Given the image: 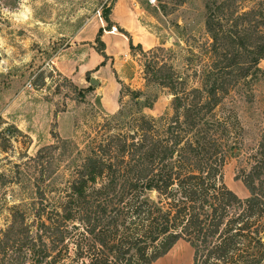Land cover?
<instances>
[{
	"label": "trees",
	"instance_id": "1",
	"mask_svg": "<svg viewBox=\"0 0 264 264\" xmlns=\"http://www.w3.org/2000/svg\"><path fill=\"white\" fill-rule=\"evenodd\" d=\"M103 18L113 25L105 12ZM227 18L229 27L206 16L210 40L199 41L186 57L193 63L190 83L157 60L163 49L156 46L144 78L171 94L168 115L145 114L142 106L151 100L139 102L143 92L127 88L128 101L118 98L78 151L58 200L42 204L38 190L36 231L21 237L34 261L150 264L182 238L191 246V264H264V115L246 146L243 126L225 102L259 70L264 42L247 47L240 25L264 24V0ZM118 29L130 51H141ZM96 50L105 56L102 47ZM229 151L242 156L233 177L246 188L244 197L223 182Z\"/></svg>",
	"mask_w": 264,
	"mask_h": 264
},
{
	"label": "rangeland",
	"instance_id": "2",
	"mask_svg": "<svg viewBox=\"0 0 264 264\" xmlns=\"http://www.w3.org/2000/svg\"><path fill=\"white\" fill-rule=\"evenodd\" d=\"M254 2L0 0V264H43L34 261L21 239L36 231L38 190L42 204L58 200L59 189L79 162L78 151L107 110L105 104L115 102L112 112L118 98L119 103L128 101L127 88L140 89L138 101L151 100L142 112L155 117L170 113L166 87L144 78L147 63L156 59V46L163 49L157 50V60L181 71L190 83L193 63L186 57H192L188 50L199 41L210 40L204 23L208 13L229 27V13ZM103 12L115 26H106ZM121 14L129 16L130 25L121 21ZM119 26L134 44L140 43L141 51H130ZM256 26L251 21L240 25L243 43L253 49L264 42V24ZM257 66L239 84L241 92L235 89L225 98L243 126L246 146L253 143L264 115V56ZM91 77L96 82L90 84ZM238 158L239 153L227 152L223 182L244 197L246 188L233 177ZM191 255V246L179 238L150 264H191Z\"/></svg>",
	"mask_w": 264,
	"mask_h": 264
},
{
	"label": "crops",
	"instance_id": "3",
	"mask_svg": "<svg viewBox=\"0 0 264 264\" xmlns=\"http://www.w3.org/2000/svg\"><path fill=\"white\" fill-rule=\"evenodd\" d=\"M115 21H117V20H115ZM121 21L122 22H124L125 24H126V26L127 25H130L131 23L129 22V16H123V14H121ZM129 22V23H128ZM113 23V22H112ZM134 26H135V23H134V21H133V23H132ZM113 25L115 26L116 24L115 23H113ZM119 27H121V26H119ZM123 27H125V26H123ZM124 29V28H123ZM125 30V29H124ZM112 35V34H111ZM100 98V97H99ZM101 101L103 102V100H102V96H101ZM104 103V102H103ZM105 104V103H104ZM106 106H107V110H104V111H106V112H111L110 110L112 109V108H114V105H115V102L112 100V101H109L108 102V104H105ZM109 110V111H108Z\"/></svg>",
	"mask_w": 264,
	"mask_h": 264
},
{
	"label": "water",
	"instance_id": "4",
	"mask_svg": "<svg viewBox=\"0 0 264 264\" xmlns=\"http://www.w3.org/2000/svg\"><path fill=\"white\" fill-rule=\"evenodd\" d=\"M93 82H96V80L94 78H89V83L92 84Z\"/></svg>",
	"mask_w": 264,
	"mask_h": 264
},
{
	"label": "built area",
	"instance_id": "5",
	"mask_svg": "<svg viewBox=\"0 0 264 264\" xmlns=\"http://www.w3.org/2000/svg\"><path fill=\"white\" fill-rule=\"evenodd\" d=\"M149 1H154V0H149Z\"/></svg>",
	"mask_w": 264,
	"mask_h": 264
}]
</instances>
